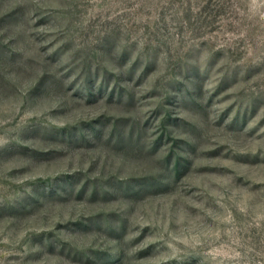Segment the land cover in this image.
Returning <instances> with one entry per match:
<instances>
[{
    "label": "rangeland",
    "instance_id": "rangeland-1",
    "mask_svg": "<svg viewBox=\"0 0 264 264\" xmlns=\"http://www.w3.org/2000/svg\"><path fill=\"white\" fill-rule=\"evenodd\" d=\"M0 264H264V0H0Z\"/></svg>",
    "mask_w": 264,
    "mask_h": 264
}]
</instances>
